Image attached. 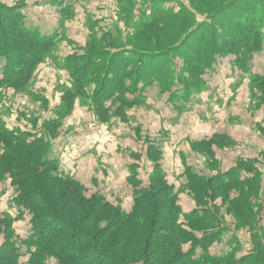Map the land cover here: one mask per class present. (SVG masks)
I'll return each mask as SVG.
<instances>
[{
    "label": "rangeland",
    "instance_id": "1",
    "mask_svg": "<svg viewBox=\"0 0 264 264\" xmlns=\"http://www.w3.org/2000/svg\"><path fill=\"white\" fill-rule=\"evenodd\" d=\"M233 1L0 0L23 16L27 28L54 38V47L43 56L22 92L0 86V135L20 130L27 134V140L37 136L50 140L48 156L56 161L59 172L83 185L87 197L99 193L125 212L133 205L135 187L151 186V192L161 193L154 200L162 201L166 187L181 189L188 169L208 178L238 165L258 171L261 189L253 214L262 251L257 262L264 264V88H258L264 81L250 80L253 75L264 76V22L262 50L245 63L238 62L239 56L232 53L214 56L199 78L201 88H197L199 79L189 88L178 79L167 78L186 75L181 73L183 60L172 49L197 25L211 29L209 17L223 13L225 5ZM190 16L194 22L179 20ZM183 46L193 47L189 52L199 47L194 38ZM208 47L204 43L202 50ZM103 51L109 57L132 52L136 60L146 57L148 66L159 62L166 66L160 78L156 72L149 78L143 73V77L137 75L125 82L131 96L143 99L128 112L127 123L117 118L107 124L97 121L90 101L96 95L98 74L91 71L85 90L88 98L75 100L72 111L60 120V128L49 139L45 124L60 117L56 113L60 98L79 79L80 57L98 60ZM164 54L167 57L162 61L160 55ZM12 59L18 61L16 55ZM3 68L0 61V78ZM135 86L140 90H134ZM42 99L47 101L46 108ZM17 195L10 174L0 179V217L14 220L12 230L5 234L17 245L20 264H28L25 239L31 215L16 203ZM220 203L217 196L215 204ZM178 205L184 214L196 207L186 192L178 195ZM226 207L219 208L217 216L227 232L207 253L219 256L235 248L238 259L253 246L250 233L239 227ZM42 227L58 240L65 238L58 226ZM5 240V235H0V246ZM98 262L94 253L86 258V264ZM44 264L57 263L49 259Z\"/></svg>",
    "mask_w": 264,
    "mask_h": 264
},
{
    "label": "trees",
    "instance_id": "2",
    "mask_svg": "<svg viewBox=\"0 0 264 264\" xmlns=\"http://www.w3.org/2000/svg\"><path fill=\"white\" fill-rule=\"evenodd\" d=\"M225 6L223 13L209 17L211 29L197 25L172 49L183 60L181 73L186 75L167 78L178 79L180 84L191 88L193 81L204 75L214 56L236 54L239 56L236 60L243 64L262 50L264 0H234ZM181 19L186 23L194 22L192 16ZM192 38L199 47L189 52L188 48L193 47L183 45ZM204 43L209 47L202 50ZM53 47V36H42L30 30L18 11L0 3V61L4 66L0 86L22 92L30 84L43 56ZM102 53L98 60L80 57L79 79L60 98V109L56 111L60 119L45 124L49 139L60 128V120L72 111L75 100L88 98L85 90L91 71L96 70L98 74L96 95L90 101L97 121L107 124L117 118L127 123L128 112L143 99L140 95L131 96L130 86L125 82L137 75L143 77V73L145 78L156 72L160 78L166 66L161 62L148 66L146 57L136 60L132 52L113 57ZM15 55L18 61L12 59ZM160 56V60H165L167 54ZM250 80L264 81V76L253 75ZM201 84L199 79L197 88H201ZM261 87L264 88L262 82L258 84V88ZM41 102L46 108L47 101L42 99ZM17 131L0 135L3 148L0 179L11 175L12 186L18 193L16 203L31 215L25 239L28 264H44L49 259L57 264H86L87 256L93 253L98 257V264H259L261 241L253 214L254 207L259 205L257 198L261 189L258 171L241 169L238 165L236 169L217 172L208 178L188 169L181 189L166 187L162 201L154 200L161 193L151 192V186L135 187L133 205L125 212L119 204L108 202L99 193L87 197L83 185L59 172L56 161L48 156L50 140L45 141L43 136L27 140V134ZM184 192L196 205L187 214L181 212L178 205V195ZM217 196L221 200L219 205L215 204ZM222 206H227L228 214L234 216L239 227L250 233L253 252L238 259L235 248L219 256L207 253L227 232L221 216H217ZM13 221L0 217V235L6 237L0 246V264H20L18 247L5 234L12 230ZM46 224L64 230L65 238L56 239L53 232L42 227Z\"/></svg>",
    "mask_w": 264,
    "mask_h": 264
}]
</instances>
